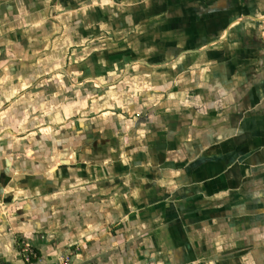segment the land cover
<instances>
[{
  "label": "crops",
  "instance_id": "1",
  "mask_svg": "<svg viewBox=\"0 0 264 264\" xmlns=\"http://www.w3.org/2000/svg\"><path fill=\"white\" fill-rule=\"evenodd\" d=\"M99 1H141L120 21L146 18L140 59L81 128L42 131L33 161L0 139V264L54 263L65 244L71 264H264V16H245L264 1Z\"/></svg>",
  "mask_w": 264,
  "mask_h": 264
},
{
  "label": "rangeland",
  "instance_id": "2",
  "mask_svg": "<svg viewBox=\"0 0 264 264\" xmlns=\"http://www.w3.org/2000/svg\"><path fill=\"white\" fill-rule=\"evenodd\" d=\"M20 1L0 0V5L8 6L0 8V139L10 144L7 154L33 161L35 152L45 153L34 148L42 131L50 129L51 136L57 137L72 123L81 128L79 117L93 108L98 99L120 87L117 80L126 64L140 59L130 48L144 44L141 40L146 29L142 22L146 18L141 16L133 25L120 24L122 14L141 1L116 4L99 0H43L35 9L32 0ZM106 3L116 12L98 15L97 8ZM110 82L106 87L100 85ZM92 111L88 120L96 116V109ZM106 111L111 115L116 112L113 105ZM74 131L77 141L73 151L82 145ZM97 131L93 120L92 128L85 130L83 137ZM96 143H92L91 150ZM113 226L106 230L108 236L120 227ZM67 245L56 262L48 264H71L76 247ZM32 247L21 242V254L25 257L28 252L23 249Z\"/></svg>",
  "mask_w": 264,
  "mask_h": 264
},
{
  "label": "built area",
  "instance_id": "3",
  "mask_svg": "<svg viewBox=\"0 0 264 264\" xmlns=\"http://www.w3.org/2000/svg\"><path fill=\"white\" fill-rule=\"evenodd\" d=\"M23 250H25L26 252H28V253L25 254V257H24L25 261L30 262L31 259L37 258L35 252L33 251V248L30 249V250L28 248H25Z\"/></svg>",
  "mask_w": 264,
  "mask_h": 264
},
{
  "label": "flooded vegetation",
  "instance_id": "4",
  "mask_svg": "<svg viewBox=\"0 0 264 264\" xmlns=\"http://www.w3.org/2000/svg\"><path fill=\"white\" fill-rule=\"evenodd\" d=\"M262 1H264V0H261L260 5L264 3V2L262 3ZM245 16L248 18H252V19H256V18L260 19L261 16H264V13L262 15L246 14Z\"/></svg>",
  "mask_w": 264,
  "mask_h": 264
},
{
  "label": "water",
  "instance_id": "5",
  "mask_svg": "<svg viewBox=\"0 0 264 264\" xmlns=\"http://www.w3.org/2000/svg\"><path fill=\"white\" fill-rule=\"evenodd\" d=\"M256 19H258V18H256ZM196 51H199L198 49H194V50H187V52H196ZM136 62H139V63H142V64H145V65H149L150 66V64L149 63H147V62H145V61H136ZM62 72L63 73H66L64 70H62ZM102 86H105V84H102Z\"/></svg>",
  "mask_w": 264,
  "mask_h": 264
},
{
  "label": "trees",
  "instance_id": "6",
  "mask_svg": "<svg viewBox=\"0 0 264 264\" xmlns=\"http://www.w3.org/2000/svg\"><path fill=\"white\" fill-rule=\"evenodd\" d=\"M33 251L35 252L36 256H39V251L37 249H33ZM36 258L31 259L32 261L35 260Z\"/></svg>",
  "mask_w": 264,
  "mask_h": 264
}]
</instances>
